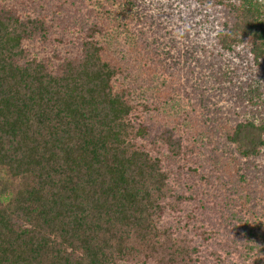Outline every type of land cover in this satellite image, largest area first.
I'll list each match as a JSON object with an SVG mask.
<instances>
[{
	"label": "trees",
	"instance_id": "16d2710c",
	"mask_svg": "<svg viewBox=\"0 0 264 264\" xmlns=\"http://www.w3.org/2000/svg\"><path fill=\"white\" fill-rule=\"evenodd\" d=\"M0 264H264V0H0Z\"/></svg>",
	"mask_w": 264,
	"mask_h": 264
},
{
	"label": "rangeland",
	"instance_id": "374dc122",
	"mask_svg": "<svg viewBox=\"0 0 264 264\" xmlns=\"http://www.w3.org/2000/svg\"><path fill=\"white\" fill-rule=\"evenodd\" d=\"M90 1V0H89ZM96 2V1H95ZM67 5H69V6H71L70 5V3H68L67 2ZM73 6L72 7H69V9L70 10H72L73 11ZM126 44H130L131 46H125V49H131L134 53H136V54H141L140 53V48L136 45V42H134V40H132L131 39V41H127L126 42ZM121 44H118V46H120ZM154 57H155V55H154ZM132 58H127V63L125 64L126 65V67L125 68H127V65L129 64L130 65V60H131ZM144 59H145V57H144ZM161 61L163 62V60L161 59ZM129 62V63H128ZM165 76L166 77H168L169 76V74H165ZM172 93V92H171ZM174 94H176V95H178L179 94V91L178 90H176V91H174L173 92ZM174 96V95H173ZM178 103H180V97H178ZM178 111H180L181 112V110H180V107L178 106ZM172 113H174V112H170V113H167V114H163L162 116H163V121H165V123H167V124H174V126H171L172 127V130L173 131H175L177 134H180V130L179 129H182V125H176L175 124V121L173 120V114ZM165 123H163V125L165 124ZM181 135V134H180ZM177 138H178V136H177Z\"/></svg>",
	"mask_w": 264,
	"mask_h": 264
}]
</instances>
